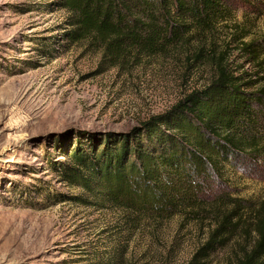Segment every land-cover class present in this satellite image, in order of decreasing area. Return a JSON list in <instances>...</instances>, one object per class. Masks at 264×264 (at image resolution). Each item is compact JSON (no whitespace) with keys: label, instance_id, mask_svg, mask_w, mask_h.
Returning a JSON list of instances; mask_svg holds the SVG:
<instances>
[{"label":"rangeland","instance_id":"1","mask_svg":"<svg viewBox=\"0 0 264 264\" xmlns=\"http://www.w3.org/2000/svg\"><path fill=\"white\" fill-rule=\"evenodd\" d=\"M58 2L0 0V264H231L249 243L242 229L208 258L195 257L212 223L207 210L198 219L141 217L61 177L76 141L86 153L90 140L130 134L201 90L212 71L190 68L183 46L108 67L97 51L69 41ZM230 5L245 41L263 43L264 0ZM228 51L234 65L257 72L235 45ZM222 169L207 201L264 203V158Z\"/></svg>","mask_w":264,"mask_h":264},{"label":"trees","instance_id":"2","mask_svg":"<svg viewBox=\"0 0 264 264\" xmlns=\"http://www.w3.org/2000/svg\"><path fill=\"white\" fill-rule=\"evenodd\" d=\"M230 1L59 0L69 41L97 51L108 67L183 46L190 68L212 71L201 90L130 134L90 140L86 153L76 141L65 154L71 166L60 175L141 217L198 219L207 210L212 223L196 258H208L242 229L249 243L231 264H264V203L245 207L238 199L203 197L212 178H223L222 167L264 158V42L245 41ZM221 31L227 33L218 41ZM231 45L257 72L233 64ZM244 209L251 220L243 219Z\"/></svg>","mask_w":264,"mask_h":264}]
</instances>
